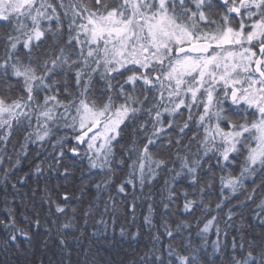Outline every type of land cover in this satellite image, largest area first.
<instances>
[{
    "label": "snow or ice",
    "instance_id": "obj_1",
    "mask_svg": "<svg viewBox=\"0 0 264 264\" xmlns=\"http://www.w3.org/2000/svg\"><path fill=\"white\" fill-rule=\"evenodd\" d=\"M17 130L23 141L10 150ZM33 145L36 162L17 183L35 176L41 195L19 217L12 207L0 214L4 251L35 242L31 250L46 253L54 242L57 264H70L87 219L81 225L70 211L77 198L69 188L86 159L104 172L94 186L97 200L108 194L104 211L122 207L134 222L147 203L150 234L159 205L175 219L183 198L185 219L173 228L162 216L163 232L133 264H264V233L229 239L250 205L264 228V0H0L5 182ZM164 170L159 190L145 192ZM53 178L65 183L53 187ZM181 181L192 191L178 189ZM78 264H89L87 254Z\"/></svg>",
    "mask_w": 264,
    "mask_h": 264
},
{
    "label": "trees",
    "instance_id": "obj_2",
    "mask_svg": "<svg viewBox=\"0 0 264 264\" xmlns=\"http://www.w3.org/2000/svg\"><path fill=\"white\" fill-rule=\"evenodd\" d=\"M69 83L71 84V81H69ZM102 87L103 85L98 83L93 90L94 93ZM12 94L15 95V92ZM126 131L130 132L131 128ZM62 134L63 133H61V135ZM188 135L191 136L192 133L190 132ZM23 138L24 131L17 130L13 136L12 144L9 145V149L11 150L14 145L15 148L19 150L20 142L23 141ZM187 139L188 137H185L186 142ZM127 142L128 140L126 138L121 141V144H126ZM192 150L195 151V146H193ZM36 152V146L33 145L29 147L28 157L26 159H21V163L17 166V170H15L14 174L8 178L7 182H5L2 171H0V214H3L6 207H12L15 209L17 217H19L20 213L24 211L26 206H30L33 200L39 201L41 193L35 191L37 188L35 176H32L31 179H27L26 182L21 181L20 183H17V181L22 177H25L26 174L31 173L36 162ZM116 157L117 160L120 159L121 153L119 151H117ZM169 167L171 168L173 165L170 164ZM175 167L178 170L179 164H176ZM74 172L75 176L71 178L72 185L69 188V191L74 192L77 201L71 204L70 211L74 208L77 212V219L80 224L84 225L85 219H87V224L84 225L82 234L80 232L77 233L79 236V244L83 245V248L80 249L75 245L73 246L74 250L72 251L70 264H78L79 261L84 259L85 254L88 256L89 264H133L134 261H137L139 257L143 256L146 252H149L152 248V236L155 235L157 231L163 232V229L161 228L162 216L168 220V223L173 228L179 220L185 219V217L178 215L179 210L182 209V197L180 200L176 201V204L173 206V212L177 213L175 219L171 213L165 214L163 206L159 205L153 221L155 227L151 230L150 234L147 227H142L143 216L147 213V203L137 208L136 220L134 222L131 219L130 213L122 207L118 208L115 213H112L111 206H109V212H105L104 200L108 198V194H105L97 200V193L94 187L101 180L104 172L99 169H89L86 159L83 163H77ZM214 172L217 175L219 174L218 169H214ZM126 173V166L122 169L116 170L117 178L113 188L109 190L112 195H115V184H119L120 181L125 178ZM81 175H83V179H77L78 177H81ZM169 175L168 171L164 170L160 174L159 182L153 185L151 189L146 188L144 191H158ZM205 180H207V177ZM51 183L53 187H55L57 184L65 183V181L53 178ZM13 184L16 185L15 188L12 187ZM40 186H43L42 180ZM177 188L187 189L189 192L192 191L191 188H188L187 181H181V183L177 185ZM217 190L218 185L216 189H213V195L211 197H206V200H215V192ZM5 199H7L8 205H5ZM116 199L119 201L122 198L117 197ZM156 199H158V197H156ZM90 206L92 211L88 217H85L84 211ZM252 207L254 206L250 205L248 209L244 210L243 221L239 219L236 221L237 229L242 231L232 232L229 239H231L232 235H235L238 238L243 235L244 239L247 240L264 233V228L259 226V221L251 214ZM44 211H46V209L42 210V214ZM196 215H199V212H197ZM191 222L195 225L194 219H191ZM249 228H251V231H248ZM122 229L125 233L124 235L121 234ZM138 229L140 235L136 239H133L132 234L136 233ZM192 234L195 235V228H193ZM185 235H187V233H185ZM215 238L214 235H210L209 244L211 243V240H214ZM40 239L42 240L43 237ZM168 243L169 241L167 237H162V244L166 246ZM173 243H179V240L174 241ZM194 243L199 244L200 241L195 240ZM32 247H36L35 242L27 251L23 250V248L20 251L11 249L4 251L2 246H0V264H40L41 259H43V264H57L61 259L59 249H56L54 242L50 243L49 251L46 253H41L39 250L33 252L31 250ZM156 247L161 248V244H157ZM54 252L55 254H53ZM208 252L209 254L211 253L210 247L208 248ZM64 259L65 264H69L67 258ZM217 264H219V261H217Z\"/></svg>",
    "mask_w": 264,
    "mask_h": 264
}]
</instances>
